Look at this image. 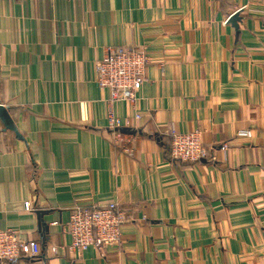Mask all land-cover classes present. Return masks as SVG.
<instances>
[{"label": "crops", "instance_id": "crops-1", "mask_svg": "<svg viewBox=\"0 0 264 264\" xmlns=\"http://www.w3.org/2000/svg\"><path fill=\"white\" fill-rule=\"evenodd\" d=\"M118 47L150 60L133 103L94 84ZM0 106V231L40 247L13 264H264V0H0ZM195 130L206 158L173 162ZM111 202L117 246L51 255Z\"/></svg>", "mask_w": 264, "mask_h": 264}, {"label": "built area", "instance_id": "built-area-1", "mask_svg": "<svg viewBox=\"0 0 264 264\" xmlns=\"http://www.w3.org/2000/svg\"><path fill=\"white\" fill-rule=\"evenodd\" d=\"M149 58L143 50L131 47L109 48L101 60L94 65V84L109 93V104L133 103L145 79ZM108 116V129L115 133L117 146L127 156H132L135 137L119 133L120 121L112 111ZM168 152L173 162L193 163L206 158L198 131L192 133L169 132ZM227 144L219 150L226 156ZM128 212L117 202L97 206L74 207L65 226L70 237L66 246H52V256H63L66 252L80 255L83 250L93 247L101 250L120 243V229L128 222ZM40 254V247L34 241H24L20 233L11 230L0 231V264H13L18 259H34Z\"/></svg>", "mask_w": 264, "mask_h": 264}, {"label": "water", "instance_id": "water-1", "mask_svg": "<svg viewBox=\"0 0 264 264\" xmlns=\"http://www.w3.org/2000/svg\"><path fill=\"white\" fill-rule=\"evenodd\" d=\"M3 108L0 106V110H2Z\"/></svg>", "mask_w": 264, "mask_h": 264}]
</instances>
